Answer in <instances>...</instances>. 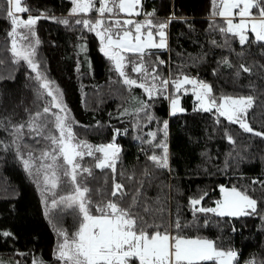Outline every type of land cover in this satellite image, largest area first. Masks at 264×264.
I'll list each match as a JSON object with an SVG mask.
<instances>
[{
    "label": "trees",
    "instance_id": "obj_1",
    "mask_svg": "<svg viewBox=\"0 0 264 264\" xmlns=\"http://www.w3.org/2000/svg\"><path fill=\"white\" fill-rule=\"evenodd\" d=\"M70 4L69 0H26L31 14L44 13L47 17L70 19V25L51 18H41L37 22L36 35L32 37L33 40L38 37L40 41L36 45L37 60L42 61L40 70L62 91L70 117L77 122L73 131L80 140L93 146L106 144L113 139V129L121 130L122 134L115 139L121 146L117 182L134 193L139 187L137 181L144 180L141 201L147 197V204L153 208L163 205L170 220L178 214L183 223L194 219L189 198L207 193L198 207H214L221 185L235 186L241 191L248 189L254 199H264V187L253 183L257 179L264 180V137L246 133L223 117L218 124L214 109L212 112L194 110L197 108L193 105L192 93L181 92L185 111L170 114L167 93L170 97L177 93L171 83L163 96L157 95L153 99L139 87L129 89L122 83L114 63L100 51L102 45L95 33L83 25L71 23L78 17L71 16ZM142 9L143 13L155 10L154 23L175 17L165 29L167 48L149 50L154 53L151 56L153 62H165L158 66L159 75L164 79H176L183 73L203 80L212 85L217 96L252 95L256 103L248 110L247 121L254 132H264V73L242 74L237 79L233 69L218 63L227 58L235 67L242 63L246 66H254L256 62L264 64L261 55L264 42L242 46L238 37L229 34L231 48L214 46L213 40L223 44L226 37L210 28L213 19L223 26V18L211 16L210 0H142ZM96 15L93 12V16ZM144 18L143 15L133 16L137 21ZM9 30L10 21L0 9V59L3 60L0 64V141L5 145L15 139L11 125L25 123L29 113L42 109L49 101L46 95L37 99L38 85L29 79L35 73L26 62L15 63L9 46L11 37L6 35ZM153 32L158 37L156 29ZM247 34L251 41L253 34L250 31ZM241 51L245 52L244 58L236 55ZM124 55L127 57L126 72L131 78L134 76L131 73L133 65L128 61L136 57L129 53ZM253 71L257 72L255 66ZM138 101L147 102L151 107L147 112H137ZM124 109L128 110L127 114H123ZM148 115L154 119L149 121ZM165 120L168 122L169 169H159L148 157L160 155L162 150L145 141L151 139L150 132L158 133L157 140L163 138L159 130ZM227 134L232 135L235 144L226 139ZM48 149L49 141L37 137L28 127L24 128L15 145L0 148V232L12 234L8 237L0 235V261L3 264H34V261L36 264L40 261L63 264L56 258L57 244L62 239L57 229L71 234L77 225L71 209L63 206L52 209L51 201L72 194V187L61 182L54 191H46L42 185L43 174L38 178L35 167L33 174H29L23 164V160L29 158V152L39 157ZM40 162L37 159L35 165ZM45 163L49 161L45 160ZM83 163L93 169L95 177L88 182L92 201L99 203L102 199H111L107 195L111 191V171L95 168L92 157L85 156ZM145 169L154 176L150 182L143 176ZM121 172L124 176L119 175ZM129 176H133L131 183L127 179ZM64 179L61 176V181ZM158 196L161 205L155 203ZM130 200L131 194L122 206ZM258 210L261 215L245 217H218L209 213L207 227L185 229L184 234L207 238L215 241L218 248L237 251L239 264L250 259L264 262V204L258 203ZM195 215L202 225L205 215Z\"/></svg>",
    "mask_w": 264,
    "mask_h": 264
},
{
    "label": "snow or ice",
    "instance_id": "obj_2",
    "mask_svg": "<svg viewBox=\"0 0 264 264\" xmlns=\"http://www.w3.org/2000/svg\"><path fill=\"white\" fill-rule=\"evenodd\" d=\"M211 16L223 18V26L215 22L210 24L213 31L225 35L223 44L212 41L216 47L231 48L229 34L238 37L240 45L264 42V0H210ZM74 5L71 16L80 18L71 21L76 25H83L89 31H94L99 37L102 47L100 51L111 60L115 69L122 78V83L129 89L139 87L147 93L149 99L155 96H163L171 83L175 91L180 92L185 85L192 86V92L199 102L198 109L204 112H212L216 109L217 120L223 117L230 124L239 125L246 133L264 137V132L256 131L247 121L248 110L253 108L256 99L252 95L232 96L227 94L215 95L211 84L196 78H190L181 73L176 79H164L158 73V66L165 63L162 60H151V49L167 48L166 31L168 24L174 16L167 20H157L154 23L155 10L143 13L142 0H72ZM99 4V7H97ZM0 9L7 20L10 21V30L7 36L11 37L10 51L16 64L26 62L28 67L35 73L29 79L35 81L37 87V99L43 96L50 97L42 109L35 113H29V119L18 125H11V134L15 139L9 145L0 141V148L8 149L21 139V133L28 127L37 137L49 141V149L34 157L31 152L29 158L23 160L24 167L33 174L43 173L42 183L46 191H54L58 183L72 187V194L61 196L59 200L53 198L52 209L63 206L71 209L76 222V230L69 234L66 230L58 228V235L62 238L57 244L56 258L63 264H239L238 252L232 249L218 248L215 241L199 236L188 237L184 234L185 229L207 227L211 213L218 217H245L261 215L258 203L264 204V199H254L249 190L241 191L233 186L231 188L220 186L223 199L216 201L215 207L199 206L207 193L198 198H189L192 206L194 219L183 223L177 214L174 219L168 218V213L161 205L160 197L155 200L159 208H153L147 204V197L141 201L144 180L137 181L139 187L134 193L126 190L124 184L117 182V162L121 159V146L115 142L116 136L122 134L120 129H113V139L106 144L93 146L85 140H80L73 131L77 123L70 117L69 109L63 101V93L53 81L47 78L45 72L40 70L42 61L37 60L36 45L40 43L38 37L35 40V25L41 18H51L58 23L70 25L69 18L47 17L44 13L31 14V9L26 6V0H3ZM255 9V12L253 11ZM97 13L95 19L83 18L82 14ZM20 14H26L23 19ZM120 14H126L129 18L121 19ZM145 16L142 21L132 19V16ZM238 22L234 23V18ZM153 29L159 37L157 43ZM253 34L250 41L248 32ZM21 41L24 43L22 44ZM7 43V41L5 42ZM83 50V45H81ZM124 53L133 54L136 58L128 62L133 65L132 71L143 77L138 83L130 78L125 72ZM237 57L244 58L245 52L236 53ZM264 56V52H261ZM145 57H148L145 60ZM3 60L0 59V64ZM219 64L233 69L234 77L239 78L242 74L264 73V64L255 63L257 72L254 73L253 65L240 64L235 67L227 58H223ZM151 83H146L147 81ZM159 81V87L157 86ZM41 89L43 91H41ZM170 99L171 114L184 112L180 107L178 97ZM135 99V98H134ZM140 107L137 112H147L151 105L144 101H138ZM56 109L58 111H54ZM27 111V110H26ZM128 110L124 109L123 114ZM149 121L154 117L147 116ZM163 138L157 140V132H150V140L145 141L154 148L161 149V154H153L148 159L155 168L169 169V148L167 143L168 122H162ZM139 125H137L138 127ZM126 131V130H125ZM139 139V137H138ZM226 139L235 144L232 135L227 134ZM20 146L17 145L19 152ZM231 156V153L228 154ZM94 158V167L100 170H110L113 174L111 191L107 193L111 199H102L94 203L91 199V189L88 187L90 179H94L93 169L84 166V158ZM47 160L49 163L35 165V161ZM227 164V161H226ZM59 173V175H58ZM124 176V173H119ZM61 176L65 179L61 181ZM143 176L150 182L154 176L145 169ZM131 183L133 176L127 177ZM107 183V180H105ZM254 184L264 187V180H254ZM162 187H170L162 185ZM55 194V193H54ZM131 194V200L126 206H122L125 198ZM47 203V199H46ZM95 209V213H93ZM143 213V214H142ZM196 213L204 214L202 225ZM47 214V211H46ZM146 217H148L146 219ZM264 218V216H262ZM2 236H11L10 232H0ZM0 264H3L0 261ZM34 264L36 262L34 261ZM39 264H43L40 261ZM245 264H264L255 260H248Z\"/></svg>",
    "mask_w": 264,
    "mask_h": 264
},
{
    "label": "rangeland",
    "instance_id": "obj_3",
    "mask_svg": "<svg viewBox=\"0 0 264 264\" xmlns=\"http://www.w3.org/2000/svg\"><path fill=\"white\" fill-rule=\"evenodd\" d=\"M70 1V14H71V9H72V7L74 6L73 4H72V0H69ZM97 7H99V4H97ZM138 10H140V11H143V9H138ZM21 15V17L23 18V19H26L27 18V15L26 14H20ZM32 15H34V14H32ZM83 15V18H91V19H95L96 18V16L98 15H96V16H93V13H87V14H82ZM78 18H80L79 16H77ZM120 18L121 19H127V18H129L126 14H120ZM132 19H133V16L131 17ZM145 19V18H144ZM238 17H236V18H234V23L235 22H238ZM94 32V31H93ZM95 33V32H94ZM96 35V34H95ZM97 38H98V40H100L99 39V37L97 36ZM157 39H158V37H156ZM21 43L23 44L24 42L23 41H21ZM9 46H10V48H11V38H10V43H9ZM126 62V61H125ZM127 62L125 63V72H126V70H127ZM126 73H128V75H130V73L129 72H126ZM134 76H140L139 74H137V73H135L134 74V72H131ZM167 74H166V78H167ZM141 78H143V77H141ZM190 78H192V77H190ZM144 82V81H143ZM147 83H151V81L149 80V81H147ZM157 86L159 87V81H157ZM181 92L182 93H184V94H186V93H192V95H193V99H194V106L198 109V107H199V102L196 100V97H195V94L192 92V87H190V88H182L181 90H180V92H177L175 95H173L172 96V98H176V97H178L179 98V100H180V107H182L183 109H184V106L182 105V101H181V99H182V96H181ZM167 96L168 97H170L169 96V93H167ZM49 100H50V97H49ZM168 112L171 114V105H170V99L168 98ZM56 110V109H55ZM56 111H58V110H56ZM214 111L216 112V109H214ZM41 155V154H40ZM42 164H47V163H45V160H41V162H40V164L39 165H42ZM43 174V173H42ZM43 185V187H45L44 186V184H42ZM225 187V186H224ZM227 188H229V187H227ZM219 197L218 198H216L215 199V203H214V207L216 206V201H218V200H221V199H223V193L221 192V190H220V192H219ZM217 264H218V262H217Z\"/></svg>",
    "mask_w": 264,
    "mask_h": 264
},
{
    "label": "crops",
    "instance_id": "obj_4",
    "mask_svg": "<svg viewBox=\"0 0 264 264\" xmlns=\"http://www.w3.org/2000/svg\"><path fill=\"white\" fill-rule=\"evenodd\" d=\"M155 41L158 43L159 42V37L158 39L156 38V36L154 35ZM166 42H167V38H166ZM131 78L136 79L138 83L143 82V78H141V76H132ZM145 82V81H144ZM147 83V82H146ZM141 89V88H140ZM143 90V89H142ZM144 91V90H143Z\"/></svg>",
    "mask_w": 264,
    "mask_h": 264
}]
</instances>
